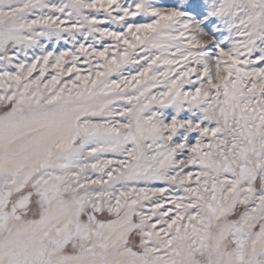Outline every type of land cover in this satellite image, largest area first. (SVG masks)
I'll return each instance as SVG.
<instances>
[{"label": "snow or ice", "instance_id": "6c2138e0", "mask_svg": "<svg viewBox=\"0 0 264 264\" xmlns=\"http://www.w3.org/2000/svg\"><path fill=\"white\" fill-rule=\"evenodd\" d=\"M0 264H264V0H0Z\"/></svg>", "mask_w": 264, "mask_h": 264}]
</instances>
